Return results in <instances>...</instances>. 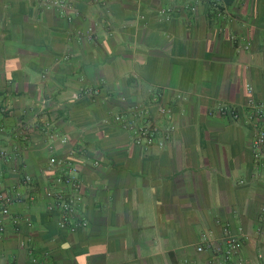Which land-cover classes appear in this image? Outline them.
Returning a JSON list of instances; mask_svg holds the SVG:
<instances>
[{"label": "crops", "instance_id": "crops-1", "mask_svg": "<svg viewBox=\"0 0 264 264\" xmlns=\"http://www.w3.org/2000/svg\"><path fill=\"white\" fill-rule=\"evenodd\" d=\"M248 87L264 102V0H0V192L24 198L0 212V264H224L226 228L257 264L264 164L254 129L219 112ZM116 116L173 129L146 147ZM56 159L78 170L75 233L44 196L65 190Z\"/></svg>", "mask_w": 264, "mask_h": 264}, {"label": "built area", "instance_id": "built-area-1", "mask_svg": "<svg viewBox=\"0 0 264 264\" xmlns=\"http://www.w3.org/2000/svg\"><path fill=\"white\" fill-rule=\"evenodd\" d=\"M161 13H165L164 10ZM247 93L250 95L248 102L244 108H229L226 106L220 107V114L227 115L233 121L243 123L254 129L253 139V157L256 163L264 164V102L255 100L252 96L251 87L247 88ZM159 114L168 120L172 116L169 110L164 106L158 108ZM135 114L141 115L140 111L134 110ZM144 114V113H143ZM138 115V116H139ZM113 122L122 125L128 129L135 138L138 145H145L146 147L158 146L164 147L166 140L169 138V131L162 132L158 124L146 120L140 125H135L133 121H127L122 116L113 118ZM42 130L50 141L59 140L63 145L67 143V138L59 137L52 131L49 123H44ZM161 137L160 139H158ZM17 149V146L14 147ZM12 159L11 155L5 149H0V165L2 162H8ZM54 166L58 170V174L53 179V187L61 185L65 190H59L55 187L44 192L47 200L52 202V207L58 214L57 225L60 229L67 230L70 233H75L79 229L87 226L85 219L79 216V208L82 205L83 197L81 194V182L78 178V170L69 160L56 159ZM20 186L28 187L32 184V179L28 175H24L20 182ZM23 196L20 193L19 187H13L11 191L0 192V212L3 216L10 214L11 207L14 204H19L23 201ZM28 202L35 200L34 195L27 196ZM12 223L17 225L19 219L17 217L12 219ZM30 226V224H28ZM224 247L218 249L217 253L222 256L224 264H246L242 258L243 241L241 237L231 233L226 228L223 237ZM208 237L201 236V243L196 247V253L202 254L209 250ZM185 264H190L188 261ZM257 264H264V252H259L257 255Z\"/></svg>", "mask_w": 264, "mask_h": 264}]
</instances>
